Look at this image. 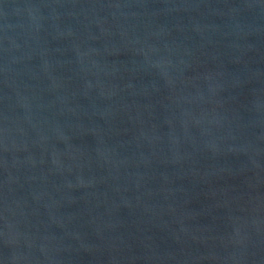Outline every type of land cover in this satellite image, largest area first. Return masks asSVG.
Listing matches in <instances>:
<instances>
[{"label": "water", "instance_id": "obj_1", "mask_svg": "<svg viewBox=\"0 0 264 264\" xmlns=\"http://www.w3.org/2000/svg\"><path fill=\"white\" fill-rule=\"evenodd\" d=\"M0 264H264V0H0Z\"/></svg>", "mask_w": 264, "mask_h": 264}]
</instances>
